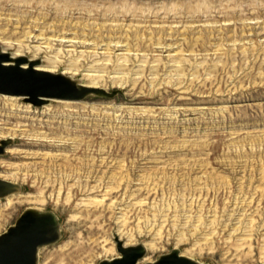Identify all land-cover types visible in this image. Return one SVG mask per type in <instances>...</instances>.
<instances>
[{"label": "rangeland", "instance_id": "374dc122", "mask_svg": "<svg viewBox=\"0 0 264 264\" xmlns=\"http://www.w3.org/2000/svg\"><path fill=\"white\" fill-rule=\"evenodd\" d=\"M0 47L115 94L0 95V236L35 210L39 264H264V0H0Z\"/></svg>", "mask_w": 264, "mask_h": 264}, {"label": "water", "instance_id": "95a60500", "mask_svg": "<svg viewBox=\"0 0 264 264\" xmlns=\"http://www.w3.org/2000/svg\"><path fill=\"white\" fill-rule=\"evenodd\" d=\"M12 55L0 48V95L21 97L34 106H41L47 99L80 101L90 94L112 97L105 90L80 85L61 74L36 71L33 66L22 65L29 59L19 57L14 64L8 65ZM35 62L34 65H38ZM10 140L0 143V155L6 153ZM19 191L17 185L0 180V198ZM25 212L17 223L0 236V264H35L40 248L53 244L59 239V223L53 214ZM121 257L101 264H138L144 256L143 247L126 248L118 242ZM151 264H200L186 257L172 254L162 257Z\"/></svg>", "mask_w": 264, "mask_h": 264}, {"label": "bare ground", "instance_id": "6f19581e", "mask_svg": "<svg viewBox=\"0 0 264 264\" xmlns=\"http://www.w3.org/2000/svg\"><path fill=\"white\" fill-rule=\"evenodd\" d=\"M52 39V38H51ZM24 47V46H23ZM35 47V46H34ZM1 48V47H0ZM7 50V49H6ZM26 50V49H25ZM1 51L2 52H6L5 51V48H1ZM26 52V51H25ZM39 52V51H38ZM25 55V54H23ZM23 55H12L11 57V60L9 62H7L8 65L10 64H14L15 63V60L18 59L19 57H23ZM39 55V54H38ZM35 59V58H34ZM37 62V60H33V58L29 59L26 63H24L22 65V67L24 68H30L31 66H33V68L36 70V71H46V72H50V73H53L51 70L45 68L44 66H40V65H34V63ZM67 77V76H66ZM88 87H95L94 85H91V86H88ZM6 98H8L9 100L10 99H15V97H9V96H5ZM18 98V97H17ZM47 101H49L47 99ZM61 101V100H60ZM68 101V100H67ZM31 112V111H30ZM18 115V114H17ZM22 117V116H21ZM29 212H33L35 214H40V215H44L43 212H40V211H35V210H28ZM27 212V211H26ZM41 249V248H40ZM40 249L38 251V254H37V258H36V263L35 264H39V252H40ZM111 261V260H110Z\"/></svg>", "mask_w": 264, "mask_h": 264}]
</instances>
